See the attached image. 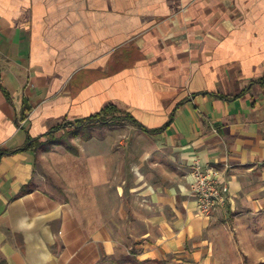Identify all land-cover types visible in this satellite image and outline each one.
Listing matches in <instances>:
<instances>
[{
  "label": "crops",
  "instance_id": "1",
  "mask_svg": "<svg viewBox=\"0 0 264 264\" xmlns=\"http://www.w3.org/2000/svg\"><path fill=\"white\" fill-rule=\"evenodd\" d=\"M0 86L2 150L109 105L158 131L4 156L0 264L240 255L239 227L264 213V0H0ZM197 166L229 187L212 216Z\"/></svg>",
  "mask_w": 264,
  "mask_h": 264
},
{
  "label": "trees",
  "instance_id": "2",
  "mask_svg": "<svg viewBox=\"0 0 264 264\" xmlns=\"http://www.w3.org/2000/svg\"><path fill=\"white\" fill-rule=\"evenodd\" d=\"M1 88V86H0ZM123 115H125V117H122ZM124 122H129L135 126H138L140 128H142L146 133L148 134H152L154 135V131H150L145 129L143 126H141L136 120L133 119V117H131L128 114L123 113L122 111H120L116 106L114 105H109L107 107H105L100 113L95 114L89 118L86 119H82L79 120L78 122L74 123L72 126L74 129L72 131V133H69L67 135V137H63L64 135H66V133L62 136V137H55L57 135V133L60 132H65V130H67L69 128L68 123L65 122L63 123V125H60L58 127H56L54 130H52L51 132L47 133L46 135H43L37 139H29L28 144L23 147L20 148L18 150L15 151H6V150H2L0 149V161L1 159L9 154H15V153H21V152H25V151H34L37 152L38 148L40 147H46V151H50L52 146H65L67 148V150L73 154H77L78 150L71 144V142L69 141V139L71 138H77L80 137L84 132V135L82 136L83 140H88L92 137L91 135V130L97 125L101 128L103 127H112L116 124L119 123H124ZM164 131V130H163ZM163 131H159V132H163ZM48 143H43L42 140L44 138H48ZM121 261L117 262L115 259H105L103 260L100 264H105L108 261H112L115 262V264H126V263H132V264H146V263H138V261H132L130 260L128 257L126 256H122Z\"/></svg>",
  "mask_w": 264,
  "mask_h": 264
},
{
  "label": "rangeland",
  "instance_id": "3",
  "mask_svg": "<svg viewBox=\"0 0 264 264\" xmlns=\"http://www.w3.org/2000/svg\"><path fill=\"white\" fill-rule=\"evenodd\" d=\"M122 117H125V115H123ZM66 122L68 123L69 128L67 130H65L64 133L63 132L57 133V135L55 137H57V138L62 137L66 133V135L63 136L66 138L67 135L69 133H72V131L74 129L70 125H73L74 123H76L78 121H66ZM124 123H129V122H124ZM124 123L116 124V125L112 126V128L122 126ZM94 128H101V127L96 125ZM61 133H63V134H61ZM84 133L80 137H82L84 135ZM48 139H49V137L46 138V142L44 141L45 139H43L42 142L48 143L47 142ZM69 141L71 142V138L69 139ZM53 147L54 146H52V148ZM45 149H46V147H40V148H38L37 153L40 151H43ZM248 217L253 218L254 222L249 227H247V226L239 227V229L243 232V233L238 232L241 234L240 241L237 242V244L239 246V250H240V255L237 258L232 259L234 262L233 264H264V213H262L260 215H255V216L249 215ZM247 230H250V232ZM247 232H249V234L243 235L244 233H247ZM126 257H128L132 261H138V263L178 264L176 261H174V259L172 257L165 258L161 261H153V260L140 261V260H138V258L133 253L126 255ZM120 258L121 257H119L115 260L117 262H119V261H121ZM105 264H115V262L108 261ZM126 264H132V263L128 262Z\"/></svg>",
  "mask_w": 264,
  "mask_h": 264
},
{
  "label": "built area",
  "instance_id": "4",
  "mask_svg": "<svg viewBox=\"0 0 264 264\" xmlns=\"http://www.w3.org/2000/svg\"><path fill=\"white\" fill-rule=\"evenodd\" d=\"M191 185L196 195L199 215L212 216L229 200V187L222 180L219 171L207 167H194Z\"/></svg>",
  "mask_w": 264,
  "mask_h": 264
}]
</instances>
